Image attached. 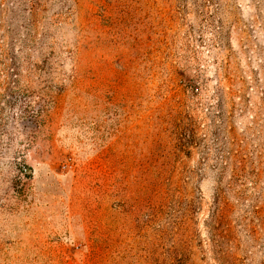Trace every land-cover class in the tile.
<instances>
[{"label": "rangeland", "instance_id": "1", "mask_svg": "<svg viewBox=\"0 0 264 264\" xmlns=\"http://www.w3.org/2000/svg\"><path fill=\"white\" fill-rule=\"evenodd\" d=\"M0 264H264V0H0Z\"/></svg>", "mask_w": 264, "mask_h": 264}, {"label": "trees", "instance_id": "2", "mask_svg": "<svg viewBox=\"0 0 264 264\" xmlns=\"http://www.w3.org/2000/svg\"><path fill=\"white\" fill-rule=\"evenodd\" d=\"M27 168H28L29 170H31V169H32V168H31V166H28V165H27Z\"/></svg>", "mask_w": 264, "mask_h": 264}]
</instances>
